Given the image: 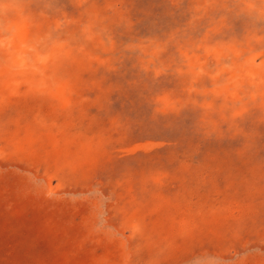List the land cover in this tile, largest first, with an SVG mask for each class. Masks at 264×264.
Returning <instances> with one entry per match:
<instances>
[{"label": "rangeland", "instance_id": "374dc122", "mask_svg": "<svg viewBox=\"0 0 264 264\" xmlns=\"http://www.w3.org/2000/svg\"><path fill=\"white\" fill-rule=\"evenodd\" d=\"M0 264H264V0H0Z\"/></svg>", "mask_w": 264, "mask_h": 264}]
</instances>
